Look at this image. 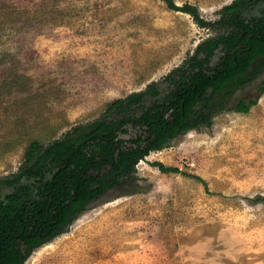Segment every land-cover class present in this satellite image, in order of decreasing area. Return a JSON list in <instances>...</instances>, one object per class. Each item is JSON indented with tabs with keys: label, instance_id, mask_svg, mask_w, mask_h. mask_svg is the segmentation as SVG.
Listing matches in <instances>:
<instances>
[{
	"label": "rangeland",
	"instance_id": "374dc122",
	"mask_svg": "<svg viewBox=\"0 0 264 264\" xmlns=\"http://www.w3.org/2000/svg\"><path fill=\"white\" fill-rule=\"evenodd\" d=\"M173 1L214 21L232 0ZM263 12L259 2L243 16ZM225 29L162 0H0V178L17 171L30 142L90 123L115 99L132 112L152 99L134 96L151 83L167 92L166 78ZM223 54L218 47L209 64ZM263 77L234 94L257 97L247 112L221 111L151 150L124 194L90 205L23 264H264ZM126 128L120 137L147 135ZM10 191L0 186V199Z\"/></svg>",
	"mask_w": 264,
	"mask_h": 264
},
{
	"label": "trees",
	"instance_id": "16d2710c",
	"mask_svg": "<svg viewBox=\"0 0 264 264\" xmlns=\"http://www.w3.org/2000/svg\"><path fill=\"white\" fill-rule=\"evenodd\" d=\"M162 1L191 14L201 26L226 31L202 41L197 49L202 56L188 62L186 71L166 78L172 86L167 92L151 83L135 93L152 99L132 112L128 104L115 99L90 123L75 125L47 143L28 144L17 171L0 178V186L11 187L0 199V264H23L34 249L67 231L90 205L124 194L121 186L131 179L138 159L151 150L162 148L178 134L209 126L221 111L247 112L256 103L257 97L233 98L264 69V12L261 17L243 16L264 0H232L214 21L199 16L193 4ZM218 47L224 54L211 66ZM257 86L258 94L263 93L264 77ZM129 124L145 127L147 135L120 137ZM154 164L162 172L179 171Z\"/></svg>",
	"mask_w": 264,
	"mask_h": 264
},
{
	"label": "bare ground",
	"instance_id": "6f19581e",
	"mask_svg": "<svg viewBox=\"0 0 264 264\" xmlns=\"http://www.w3.org/2000/svg\"><path fill=\"white\" fill-rule=\"evenodd\" d=\"M40 249V248H39Z\"/></svg>",
	"mask_w": 264,
	"mask_h": 264
}]
</instances>
